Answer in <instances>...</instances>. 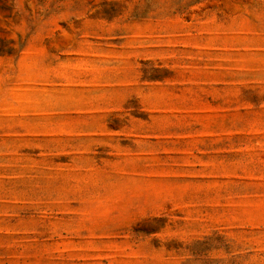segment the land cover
Masks as SVG:
<instances>
[{
    "label": "rangeland",
    "instance_id": "obj_1",
    "mask_svg": "<svg viewBox=\"0 0 264 264\" xmlns=\"http://www.w3.org/2000/svg\"><path fill=\"white\" fill-rule=\"evenodd\" d=\"M0 264H264V0H0Z\"/></svg>",
    "mask_w": 264,
    "mask_h": 264
}]
</instances>
